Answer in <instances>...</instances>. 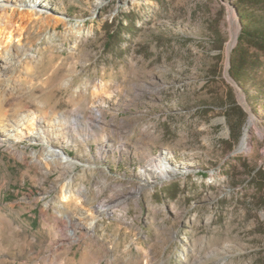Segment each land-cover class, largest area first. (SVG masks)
Returning <instances> with one entry per match:
<instances>
[{"label": "rangeland", "instance_id": "374dc122", "mask_svg": "<svg viewBox=\"0 0 264 264\" xmlns=\"http://www.w3.org/2000/svg\"><path fill=\"white\" fill-rule=\"evenodd\" d=\"M3 3L0 121L26 122L0 143V264H264V52L230 74L236 3ZM157 157L177 171L144 178Z\"/></svg>", "mask_w": 264, "mask_h": 264}, {"label": "bare ground", "instance_id": "6f19581e", "mask_svg": "<svg viewBox=\"0 0 264 264\" xmlns=\"http://www.w3.org/2000/svg\"><path fill=\"white\" fill-rule=\"evenodd\" d=\"M7 0H0V20L2 19H6L8 22V26L10 24L9 22V18L11 17L9 10L7 9V5L3 2H5ZM11 25V24H10ZM12 27V26H11ZM234 27V26H233ZM3 35L4 38H3ZM236 38V32L232 33V39H231V43H233L235 41ZM12 36L11 33H4L0 31V44L5 43L6 47L9 46V42L11 41ZM13 55L8 54V56L6 57H1V61H3V64H0V68L2 70H6V69H10L13 65ZM96 116H98V112H94ZM25 119L26 116L25 115H18L16 118H14L13 120H4V121H0V143H7V144H12L13 140H16V138H18L16 136L17 134H21L22 132L19 131L21 127L24 126L25 124ZM253 124V119L252 117H250L249 121H248V126L245 129V133L241 139L239 148L240 149H244L247 146L248 143V132L250 131V127ZM252 128V127H251ZM24 129V128H23ZM36 128H34L35 130ZM39 129L38 131H33V133H31V138L33 140H38L39 142L43 143L46 147L45 151L42 153V156L45 158V160H47L48 162H54V161H58L61 164L67 165V166H74L75 162L73 160H71L68 156H66L61 149L56 148L54 146H52L51 144V139L52 137H50V134L48 133L49 130H42ZM14 133V134H12ZM245 150V149H244ZM151 170H149L148 168H145L141 174L144 178L146 179H150L152 177L155 178H166L169 177L171 175H173L177 170L174 169L172 166H170V164H168L162 157H157L155 159H152L149 161V164L147 165ZM146 171H149L146 172ZM158 174L156 175L155 173ZM106 206L103 204H100L97 208V217H101L103 215L106 214ZM67 222V221H66ZM66 229L70 230V234L71 235H75L77 231H81L84 234H89V232L94 231L95 227H96V221L92 220L90 222V228H84L82 225L79 224H72V225H63ZM82 226V227H81Z\"/></svg>", "mask_w": 264, "mask_h": 264}, {"label": "trees", "instance_id": "16d2710c", "mask_svg": "<svg viewBox=\"0 0 264 264\" xmlns=\"http://www.w3.org/2000/svg\"><path fill=\"white\" fill-rule=\"evenodd\" d=\"M233 1L241 19V30L231 52L229 71L235 79L247 80L253 74H261L255 52H264V0ZM244 116L241 112L239 124L244 121Z\"/></svg>", "mask_w": 264, "mask_h": 264}]
</instances>
